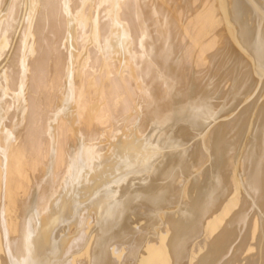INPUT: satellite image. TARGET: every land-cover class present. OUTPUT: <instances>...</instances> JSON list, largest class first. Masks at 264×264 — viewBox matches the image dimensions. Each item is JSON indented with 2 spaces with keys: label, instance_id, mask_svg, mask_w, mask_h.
Returning <instances> with one entry per match:
<instances>
[{
  "label": "bare ground",
  "instance_id": "1",
  "mask_svg": "<svg viewBox=\"0 0 264 264\" xmlns=\"http://www.w3.org/2000/svg\"><path fill=\"white\" fill-rule=\"evenodd\" d=\"M0 264H264V0H0Z\"/></svg>",
  "mask_w": 264,
  "mask_h": 264
},
{
  "label": "rangeland",
  "instance_id": "2",
  "mask_svg": "<svg viewBox=\"0 0 264 264\" xmlns=\"http://www.w3.org/2000/svg\"><path fill=\"white\" fill-rule=\"evenodd\" d=\"M248 102V101H247Z\"/></svg>",
  "mask_w": 264,
  "mask_h": 264
}]
</instances>
